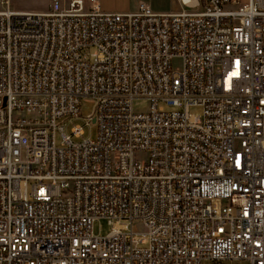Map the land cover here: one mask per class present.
<instances>
[{
    "label": "built area",
    "instance_id": "obj_1",
    "mask_svg": "<svg viewBox=\"0 0 264 264\" xmlns=\"http://www.w3.org/2000/svg\"><path fill=\"white\" fill-rule=\"evenodd\" d=\"M177 2L0 0V264H264V0Z\"/></svg>",
    "mask_w": 264,
    "mask_h": 264
},
{
    "label": "rangeland",
    "instance_id": "obj_2",
    "mask_svg": "<svg viewBox=\"0 0 264 264\" xmlns=\"http://www.w3.org/2000/svg\"><path fill=\"white\" fill-rule=\"evenodd\" d=\"M56 0H10L11 9L14 11H22V12H38L45 13L50 9L51 4ZM62 3H68L69 0H57ZM246 0H243L245 2ZM140 3H145L149 6L153 11H171L177 10L179 8V4L177 0H104L105 8L110 10L111 8H125L132 7L137 8ZM174 68H181V61L176 60L174 62ZM137 110H146L147 104L143 103L141 106H136ZM167 112H172L176 110L175 108L165 107ZM94 114V104L87 99L82 100L81 104V116L80 117H72L69 119H62L58 121L59 127H64V133L67 136L72 135V130L75 127H82L84 132L83 136L80 139L73 138V141L76 143H81L83 141H96L98 137V128L97 125L93 122L88 121L89 117H92ZM191 114L200 115V109H191ZM89 123V125H88ZM62 133L60 131L57 132L56 141L57 145L61 146L63 138ZM134 230L136 232L143 231L139 225L134 226ZM112 231V228L109 226L107 221L101 220L94 224V232L96 236H107ZM233 264H246L245 262H238Z\"/></svg>",
    "mask_w": 264,
    "mask_h": 264
},
{
    "label": "crops",
    "instance_id": "obj_3",
    "mask_svg": "<svg viewBox=\"0 0 264 264\" xmlns=\"http://www.w3.org/2000/svg\"><path fill=\"white\" fill-rule=\"evenodd\" d=\"M71 0H69L70 2ZM86 1H90V0H86ZM101 8V10L103 12H106V13H121V14H127V13H134L138 10L139 6L142 5V4H145V3H140V5L137 7V8H132V7H125V8H120V7H117V8H111L110 10H108L107 8H105V4H104V0H94ZM178 3V2H177ZM147 5V4H145ZM180 8V6H179ZM180 10V9H178ZM157 13H161V14H169V13H176L178 12L177 10H171V11H155Z\"/></svg>",
    "mask_w": 264,
    "mask_h": 264
}]
</instances>
